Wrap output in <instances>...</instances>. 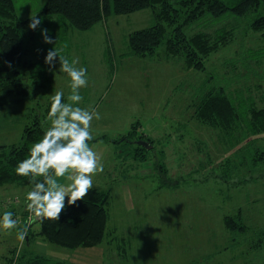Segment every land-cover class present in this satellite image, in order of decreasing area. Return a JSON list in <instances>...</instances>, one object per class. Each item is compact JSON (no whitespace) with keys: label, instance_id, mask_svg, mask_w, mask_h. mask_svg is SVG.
<instances>
[{"label":"rangeland","instance_id":"rangeland-1","mask_svg":"<svg viewBox=\"0 0 264 264\" xmlns=\"http://www.w3.org/2000/svg\"><path fill=\"white\" fill-rule=\"evenodd\" d=\"M14 1L20 18L38 14L45 3ZM164 19L155 8L112 14L89 30L55 32V45L34 47L26 57L29 64H41L37 72L50 76L52 68L44 59L47 50L66 45L64 53L69 58L78 56L87 66L89 81L81 89V103L100 112V119L92 122L89 143L101 153L103 170L114 182L105 189L110 192L109 222L108 236L101 245L74 251L47 243L30 246L33 252L69 264H264V177L240 180L257 177L264 172V164L257 163V173L251 175L253 168L241 165L239 179L229 173L236 166L234 161L227 168H218L224 155L238 147L232 140L224 144L226 134L214 123L197 120L192 107L195 97L210 86L209 77L223 79L219 72L231 63L237 67L234 71L244 75L234 77V83L245 80L254 92L257 85H264V30L251 28L250 18L229 16L220 25L199 28L196 24L178 36L168 23H162L165 35L173 36L178 55L173 56L164 46L156 53L131 55L133 35L157 27ZM232 31L234 36L227 45ZM196 34L210 38L213 52L208 56L183 48V37L189 43ZM187 59L202 68H189ZM55 67L53 86L63 89L66 97L71 91L70 77L59 71L58 61ZM44 105L49 107L50 100ZM31 110L32 104L26 110L0 114V145L20 141L25 114ZM103 135L107 138H95ZM123 137L144 139L153 146L146 148ZM101 142L108 144L106 148ZM210 157L213 164L207 167ZM199 160L209 164L199 166ZM15 189H0V206L3 208L4 199L17 198L19 202L8 209H15L24 220L28 215L25 197H12ZM239 211L252 227L224 235V217L240 220ZM25 243L26 239L14 250L17 258ZM222 244L230 246V253L217 259ZM7 245L0 241V255Z\"/></svg>","mask_w":264,"mask_h":264},{"label":"trees","instance_id":"trees-1","mask_svg":"<svg viewBox=\"0 0 264 264\" xmlns=\"http://www.w3.org/2000/svg\"><path fill=\"white\" fill-rule=\"evenodd\" d=\"M148 8H155L165 19L159 20L160 25L157 27L133 35L131 55L156 53L162 46L173 56L178 55L173 46V36L165 35L162 23H168L172 32L178 36H182L184 30L196 24L199 28L220 25L229 16L236 20L250 18L251 28L264 30V0H45L43 9L37 14L42 19L37 29L29 27L30 16H17L14 0H0V114L26 110L32 104V110L25 114L26 123L20 141L0 145V189L15 186V191L22 192L25 197L28 177L15 172L17 161L29 154L31 144L50 126L47 110L50 106L46 107L44 103L50 100L51 92H55L53 69L49 71L48 76L45 72L36 71L38 67H42L40 63L37 66L29 64L26 60L34 47L43 48L47 45V42L43 43L42 29H49L52 36L62 30L85 31L112 14L121 15ZM233 36L232 31L227 45ZM185 40L184 36L183 48L201 52L203 56L213 52L210 38L206 35L196 34L189 43ZM187 61L189 68H202V64L189 59ZM236 68L231 63L220 71L223 79L219 81H216L213 75L210 76V86L206 85L195 97L192 107L197 120L214 123V126L226 134L224 144L232 140L233 144H236L235 147H238V150L226 153L224 160L217 166L227 168L226 165L234 161L236 166L229 170V173L238 178L241 165L251 166V175L257 173V163L264 164V85H257V92H254L251 86H246L245 80L234 83V77L244 76L239 70L234 71ZM102 137L107 138L106 135ZM122 139L130 143L144 140L132 141L130 137ZM137 145L142 146L138 143ZM224 152H227L226 149ZM211 158V164L207 160L202 163L199 160L197 165L208 163L206 166L211 167ZM261 177H264V172L259 173L257 177L250 176L249 180H240L244 183ZM188 179L190 178L187 177L186 180ZM109 198L108 190L92 188L83 199L62 210L59 219L42 218L40 223H37L40 229L37 232L31 229L29 232L24 249L18 254L19 258L14 252L18 248L16 247L7 258V264H69L33 252L30 246L32 237L36 234L47 242L74 251L101 245L108 236ZM3 209L8 208L3 206ZM238 215L242 220L234 216L224 217L225 228L229 234L249 231L252 227L244 222L241 211ZM37 224L35 222L30 227Z\"/></svg>","mask_w":264,"mask_h":264},{"label":"clouds","instance_id":"clouds-1","mask_svg":"<svg viewBox=\"0 0 264 264\" xmlns=\"http://www.w3.org/2000/svg\"><path fill=\"white\" fill-rule=\"evenodd\" d=\"M41 22L40 16L30 14V28L37 29ZM42 35L45 42L55 45L56 38L49 29H42ZM64 47L66 45L49 48L44 59L53 70L59 62V71L70 77L71 91L66 97L63 89L51 95L50 126L15 167L18 175L28 177L25 191L28 215L21 223L14 211L0 210V231L15 230L21 242L28 237L29 227L38 218L59 219L62 210L83 199L94 187V174L104 169L101 153L89 143L92 122L100 119V112L81 103L84 99L81 89L89 81L88 68L80 63L78 56L69 58Z\"/></svg>","mask_w":264,"mask_h":264},{"label":"crops","instance_id":"crops-1","mask_svg":"<svg viewBox=\"0 0 264 264\" xmlns=\"http://www.w3.org/2000/svg\"><path fill=\"white\" fill-rule=\"evenodd\" d=\"M55 71H56V67H55V70H53V77H54ZM95 138H101V137L97 136ZM101 145L106 148V146L108 144L106 142H101ZM107 175H108L107 171H105V170H103L102 172L95 173L94 174V187L93 188H100V189H104V190L107 188H110L111 187L110 183H114V182H112L113 178L111 179V178L107 177ZM176 184H179V182H177ZM15 192H12V194H13L12 197L13 196H19V195L23 196L22 192H19V191H15ZM6 197H10V195L2 197V199L6 198ZM0 210H5V209H3L0 206ZM6 210L14 211L15 209H6ZM242 218H243V220L245 219V216H243V212H242ZM20 221H21V223H23L24 220H22L20 218ZM37 225H39V224H37ZM37 225H34L31 227L35 232H37V230H36ZM223 232H224V235L228 234V231L226 230L225 227H224ZM218 237H219V235L216 237V241L218 240ZM11 240H13V242H12L13 245H11V244L7 245L8 241H11ZM0 241L4 242L8 247L7 251L3 252V255H0V264H7V262H8L7 258L11 255V251L16 247H21L22 242L16 238L15 230H2V231H0ZM47 243H50V242L45 241V239L42 236H37V234H36V236L32 237L31 246L32 245L33 246L34 245L35 246H45V245H47ZM218 246L222 249H218L219 251H217V253L215 255L217 259L219 257H222V255L230 253L229 249H231V248L228 244H222V245H218ZM83 249H86V248H79L76 251H84ZM224 259H227V257H225Z\"/></svg>","mask_w":264,"mask_h":264},{"label":"built area","instance_id":"built-area-1","mask_svg":"<svg viewBox=\"0 0 264 264\" xmlns=\"http://www.w3.org/2000/svg\"><path fill=\"white\" fill-rule=\"evenodd\" d=\"M17 202H19V200L17 198H7L3 200V206L5 208L11 207L12 205L16 204ZM27 210V209H26ZM28 212V210H27ZM42 220V218H38L37 221Z\"/></svg>","mask_w":264,"mask_h":264},{"label":"water","instance_id":"water-1","mask_svg":"<svg viewBox=\"0 0 264 264\" xmlns=\"http://www.w3.org/2000/svg\"><path fill=\"white\" fill-rule=\"evenodd\" d=\"M137 143L141 144V145H144L146 148H149V146L152 145L150 142H148L146 140H141V141H138Z\"/></svg>","mask_w":264,"mask_h":264}]
</instances>
